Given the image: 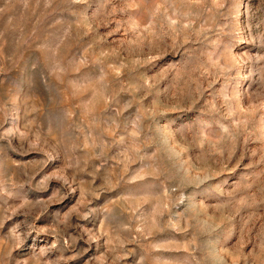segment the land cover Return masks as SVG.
<instances>
[{
	"label": "clouds",
	"instance_id": "clouds-1",
	"mask_svg": "<svg viewBox=\"0 0 264 264\" xmlns=\"http://www.w3.org/2000/svg\"><path fill=\"white\" fill-rule=\"evenodd\" d=\"M73 262L264 264V0H0V264Z\"/></svg>",
	"mask_w": 264,
	"mask_h": 264
},
{
	"label": "rangeland",
	"instance_id": "rangeland-1",
	"mask_svg": "<svg viewBox=\"0 0 264 264\" xmlns=\"http://www.w3.org/2000/svg\"><path fill=\"white\" fill-rule=\"evenodd\" d=\"M252 2L253 3H255V4H259L260 3V0H252ZM254 147H259V144L258 143H256V144H254L253 145ZM248 162V160L246 159L245 160V163H247ZM233 163H235V161H233ZM229 167H231V165H229ZM70 206V205H69ZM37 243L39 244V241H37ZM92 253H90V255H91ZM95 255H98V253H96ZM73 264H75V262H73Z\"/></svg>",
	"mask_w": 264,
	"mask_h": 264
}]
</instances>
